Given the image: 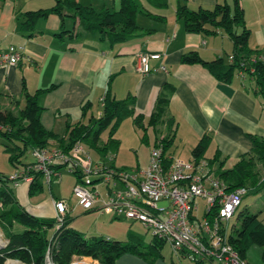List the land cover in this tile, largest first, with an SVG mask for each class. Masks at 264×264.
I'll list each match as a JSON object with an SVG mask.
<instances>
[{"label": "crops", "instance_id": "crops-1", "mask_svg": "<svg viewBox=\"0 0 264 264\" xmlns=\"http://www.w3.org/2000/svg\"><path fill=\"white\" fill-rule=\"evenodd\" d=\"M77 1L95 10L109 7L106 0ZM139 1L148 11L164 19L137 14L135 23L140 28L138 35L121 43L109 44L107 40L99 39L96 33L72 36L67 30L77 29V22L70 17L60 18L55 14L39 19L33 34L26 37L19 31L17 13L48 8L53 1L0 0V6L3 4L0 7V41L1 39L8 41L0 48V52L9 45L21 49V56L16 64L0 66V108L11 109L14 101L18 102L17 106L22 107L23 86L28 92H32L37 88L52 85V88L38 98L39 105L42 106L39 120L43 128L60 138L65 137L67 122L73 123L81 119L79 107L85 101H90L92 106L86 112L83 121H86L90 113L95 115V107L98 106L100 110L99 102L107 87L117 100L132 97L134 114L142 115L145 123L153 110L157 94L168 83L171 92L163 120L154 128H147V144L140 141L141 131L136 128L140 132L139 142L151 147L156 137L160 138L167 132L164 120L172 118L174 136L167 150L170 156L180 158L188 154L181 159L193 161L191 149L202 135H208L210 142L203 158L198 161H202L210 172L209 168L216 166V163L210 166L207 159L211 158L214 151H218L219 159L226 157L225 164L231 161L232 165L240 156L251 150L252 144L247 134L264 138V100L252 87V80L245 78L244 75L236 73L229 82H221L202 65L179 61L180 55L188 50H195L205 61L217 57L227 60L232 47L230 40L220 30L210 35L185 32L181 21L174 15L175 0L172 2L167 0L169 9L167 6L154 9L145 0ZM182 1L189 8L211 7L222 2L230 4L227 0ZM239 3L249 29L248 47L255 50L258 59L264 63V1L249 0L248 6L241 0ZM111 5L113 10L117 9L118 0H111ZM62 28L66 32L57 36ZM144 30L148 32L145 34ZM139 53L159 54L158 59L149 61L151 70L143 75L135 70L136 57ZM159 66H163L164 71L159 69ZM99 110L96 111V115L100 113ZM129 119L131 121V118ZM149 129L152 130L151 144L147 133ZM57 145L55 139H49L47 142L48 148H56ZM117 151L118 149L110 162L115 168ZM98 158L99 161L94 163L101 162L100 157ZM70 174L74 177L72 188L76 177L72 172ZM40 180L44 182L41 176L38 181ZM50 182L46 184L49 186ZM94 184L95 187L98 183ZM28 186L27 182H19L13 186V193L18 204L33 216L53 218L54 200L61 199L65 202V214L69 216L73 207L77 206L75 199L71 204L70 196L66 198L55 196L50 188L48 196L35 195L41 190L29 195ZM96 209L98 210L94 207L90 211ZM82 210L84 212V209L78 211ZM102 222L109 223L110 220L103 218ZM129 235L127 232L126 240ZM105 238L108 239V236ZM251 248L252 246H249L244 252L243 258L246 263L264 264L262 248L257 246L255 257L252 256ZM170 261L173 260L170 258L165 263L162 256L147 262L140 256L123 253L115 259L114 264H169Z\"/></svg>", "mask_w": 264, "mask_h": 264}, {"label": "trees", "instance_id": "trees-1", "mask_svg": "<svg viewBox=\"0 0 264 264\" xmlns=\"http://www.w3.org/2000/svg\"><path fill=\"white\" fill-rule=\"evenodd\" d=\"M48 8H37L17 13L19 31L28 37L34 32L35 25L39 19L49 14H55L60 18L70 17L77 22L78 28L67 30L74 37L83 34L96 33L101 40H107L109 44L121 43L131 37L138 35L140 29L135 18L137 14L149 16L155 19H164L146 9L139 0H118V8L111 10L102 7L98 10L91 6L82 5L77 0H52ZM154 8H164L167 0H145ZM175 18L181 21L183 30L189 33H202L210 35L220 30L231 42V61L226 58L217 57L205 61L195 50H188L180 55L179 61L185 64L202 65L216 80L229 82L232 76L243 71L245 78L252 80V87L264 100V63L258 59L257 52L248 47L247 39L249 29L245 24L243 9L239 0L215 3L211 7L197 6L189 8L181 0H175ZM112 27V29H109ZM66 32L63 28L57 33ZM148 30H144L146 34ZM252 68V71H249ZM169 84L163 86L157 94L153 110L146 118L134 114L133 98L127 97L117 100L107 87L101 98L100 113L88 115L86 121L82 119L90 110L92 103L85 101L80 107L81 119L65 126V137H58L53 132L46 130L40 123L39 117L42 106L39 105V96L52 88H37L28 92L22 87L23 106H17L16 101L11 109L0 108V139L3 141V152L7 155V162L15 169L20 165L19 158L27 150L47 147L49 139L57 140V147L67 150L74 143L79 142L88 150H91L104 162L108 155L114 156L119 140L114 136L120 123L131 118L133 126L141 131L140 141L147 144L146 130L154 128L163 120L166 113L168 98L170 95ZM167 132L160 138H155L152 146L161 145V155L165 167L170 164L167 153L172 144L174 126L172 118L164 120ZM106 131L104 142H99L100 134ZM251 141L249 153L240 156L230 167H224L226 157L219 159L218 151H214L208 164L216 166L209 168L212 175L227 184V190L236 187H245L248 183L251 187L261 185L264 188V176L260 178V171L264 175V138L247 134ZM210 142L208 135H202L190 151L194 162L203 158V154ZM58 168L60 166H57ZM72 173L79 179L76 170ZM39 173H35L28 186V194L40 191L42 186L38 179ZM13 184L9 176L0 175V204L5 208L0 210V232L6 243L0 248V264L8 259L17 260L23 264H44V256L47 253L53 264H68L73 255L90 256L99 264H114L115 259L123 253H130L152 262L162 257L161 248L165 244L162 239L151 235V240L144 242L138 234H131L125 241L107 239L102 236L85 237L69 226L70 216L65 214L59 226H55L54 218L36 217L28 213L20 206L14 197ZM237 209V208H236ZM91 209H84L89 212ZM216 209H208L202 216L210 219ZM236 211V210H235ZM23 229L13 231L14 226ZM227 242L243 257L245 250L251 245L262 248L264 259V223L257 213L247 208L237 210L235 223L227 231ZM195 261L193 264H200ZM169 264H175L170 261Z\"/></svg>", "mask_w": 264, "mask_h": 264}, {"label": "built area", "instance_id": "built-area-1", "mask_svg": "<svg viewBox=\"0 0 264 264\" xmlns=\"http://www.w3.org/2000/svg\"><path fill=\"white\" fill-rule=\"evenodd\" d=\"M20 56V47L9 45L0 52V66L14 65ZM158 58V53H139L135 70L142 75L148 73L151 70L149 61ZM227 59L231 61V56ZM159 69L164 71L163 66ZM238 73L243 76L242 70ZM31 154L33 161L30 164L8 175L14 186L19 182L30 183L35 173H39L48 184L59 177L57 166H67L70 172L76 170L79 175L71 194L82 209L96 207L113 217L137 221L152 235L168 243L178 258H186L192 263L247 264L227 242L229 219L239 206L246 188L239 186L227 190V184L214 177L202 161H186L170 156L166 157L170 159V164L165 167L160 144L150 148L146 168L130 172L113 167L110 163L112 155L105 160L109 161L107 164L105 161L93 163L79 142L67 150L34 148ZM93 183L104 185V197L100 198ZM197 197L204 201V212L216 209L210 219L194 215ZM53 207L57 227L65 215L66 204L61 199L54 200ZM3 241L0 248L6 243L5 239ZM7 261L17 260L8 259L4 263ZM44 264H53L47 253ZM68 264L99 262L90 256L73 255Z\"/></svg>", "mask_w": 264, "mask_h": 264}, {"label": "rangeland", "instance_id": "rangeland-1", "mask_svg": "<svg viewBox=\"0 0 264 264\" xmlns=\"http://www.w3.org/2000/svg\"><path fill=\"white\" fill-rule=\"evenodd\" d=\"M173 0H170L172 2ZM229 3H231V0H227ZM245 6H248L249 0H241ZM264 1V0H261ZM108 8L113 10L111 5V0H106ZM3 5V4H2ZM1 5V6H2ZM0 6V7H1ZM99 8V7H97ZM170 6H167V9H169ZM23 10V9H20ZM1 36V34H0ZM7 40L1 39L0 41V48L6 43ZM8 42V41H7ZM99 110L98 106L95 107L94 113L97 114L96 111ZM100 111V110H99ZM98 111V112H99ZM162 131V128L160 129ZM159 131V133L161 132ZM148 136L150 140V144L152 141V130H148ZM139 136L140 132L132 125L129 118L124 119L116 133L115 137L119 140L118 145V151L116 154L115 164L116 168L125 170L127 172L133 171V170H142L146 168L148 164L149 159V151H150V145L146 146L139 142ZM106 137V131H103L100 134L99 142L102 143ZM84 150H86L89 154V157L91 158L92 162L99 161V158L97 154L91 150H88L84 145H82ZM176 154L177 151H176ZM175 154V155H176ZM185 157L188 156L184 155ZM184 156H181L180 159ZM175 158H178L174 156ZM20 165H28L33 161V156L31 154V150H27L24 152V154L19 158ZM109 161H105L107 164ZM118 166V167H117ZM124 166V167H121ZM231 166V161H227L225 164V168ZM21 166L18 167V169ZM16 169L13 168L8 162H7V155L3 152V141L0 139V175L8 176L9 174L13 173ZM70 170L67 166H62L59 168V177L53 178L49 184V186L40 180L42 189L40 192L36 193V196H48L49 195V188L51 189V192L55 196H63V197H71V204L74 203V197H72L70 191H71V185L73 180V175L70 174ZM263 172L260 171V178H262ZM96 190L98 191L100 198L104 197L105 195V188L102 184H97L95 186ZM246 192L244 195H242L240 204L237 207L236 211L232 215V217L229 219L228 222V231H230V226L235 223V214L237 210L241 208H247L249 211L257 213L259 215V218L264 221V188L259 184L254 187H251L248 183L245 186ZM76 201V200H75ZM197 206L194 211V215L197 218H201L203 212H204V201L201 198H196L194 201ZM77 205V204H76ZM5 208V206L0 204V210ZM82 208L80 206H74L72 211L70 212V222L69 226L73 229L77 230V232L82 233L85 237L89 236H101L106 237L108 236V239L114 238L115 240H126V234L129 232V234H138L142 237L144 242L151 240L152 232L148 229H146L142 224H140L137 221L129 222L128 220L120 217V218H114L110 214H103L100 213L99 210H92L90 212H83V210L80 212L78 210H81ZM103 218L109 219V223H103ZM23 228L20 226H14L13 231H20ZM84 232H83V231ZM106 232V233H105ZM228 233V232H227ZM2 234L0 232V242L3 241ZM4 242V241H3ZM2 243V242H1ZM252 251L251 253L253 257L256 256L257 253V245H251ZM254 249V250H253ZM256 251V253H255ZM161 253L163 256V261L167 263L169 259L171 258L175 264H192V261H189L186 258H178L176 254L172 253L171 248L168 243H165L163 247L161 248ZM261 253H259L258 258L260 259ZM10 262V263H8ZM14 261H7L8 264L13 263ZM18 262V261H16ZM14 264H17V263ZM4 263V264H7ZM20 263V262H19ZM21 264V263H20ZM200 264H208L206 261H203Z\"/></svg>", "mask_w": 264, "mask_h": 264}, {"label": "bare ground", "instance_id": "bare-ground-1", "mask_svg": "<svg viewBox=\"0 0 264 264\" xmlns=\"http://www.w3.org/2000/svg\"><path fill=\"white\" fill-rule=\"evenodd\" d=\"M1 244H2V243L0 242V245H1ZM8 263H10V262H8ZM8 263H7V264H8ZM14 263H15V262H13V263H11V264H14Z\"/></svg>", "mask_w": 264, "mask_h": 264}]
</instances>
